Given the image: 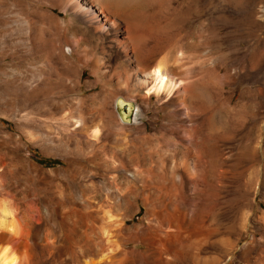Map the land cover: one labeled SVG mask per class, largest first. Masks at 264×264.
<instances>
[{"label":"rangeland","instance_id":"rangeland-1","mask_svg":"<svg viewBox=\"0 0 264 264\" xmlns=\"http://www.w3.org/2000/svg\"><path fill=\"white\" fill-rule=\"evenodd\" d=\"M49 1L20 0L19 14L0 9L12 34L0 41V194L29 225L31 263L90 264L118 239L107 252L133 256L126 264H264V27L251 14L260 0H124L117 12L106 9L140 67L163 62L201 79L204 99L188 111L175 98L130 96L117 71L124 52L110 33L96 36L74 19L66 38L44 36L39 49L33 12L71 17ZM119 98L137 106L139 124L120 121Z\"/></svg>","mask_w":264,"mask_h":264},{"label":"bare ground","instance_id":"bare-ground-1","mask_svg":"<svg viewBox=\"0 0 264 264\" xmlns=\"http://www.w3.org/2000/svg\"><path fill=\"white\" fill-rule=\"evenodd\" d=\"M25 1V0H24ZM39 1V0H38ZM124 0H50L49 1V5L52 7H59L64 13H68L71 15L69 21H63V20H60L59 18L57 19V17H53L50 13L48 12H42V11H36L33 12V15L37 21L36 24H38L37 26H39V37H40V40L39 42H37V45H38V48L41 49V48H46V43L44 40L45 37L44 36H48L50 37V40L51 39H56L57 37L59 36H65L66 38V30L67 28L69 27V24L68 23H71L73 21H75L74 19L78 20L79 23L85 25L86 28H88L89 31H91L94 35L96 36H100L102 35V37H104L105 35L109 36L108 33L111 34L110 38H111V42L114 43V45L118 48V49H121L123 52V59H124V62L126 63L125 67L122 68V70L120 69L119 70V67L117 68V71L120 72V74H122V78L119 79L120 83L124 86L125 90L130 94V96H133V97H137L139 95V93H142V98H144L147 102H150L153 98L156 99L157 101H160L162 99H172V98H175L178 103L181 105V107H183L186 111H188L189 109V105L191 104V101H194V100H197V101H201L203 100L204 96H205V85H202L199 78H196L197 80H199V83L197 81V83H192L189 79H190V76L192 75H187V72H185V70H183V73L185 75V77H181L180 74L181 73H178L176 70V68H173V67H168L165 65V63L163 64V62L161 63H158L156 65H154L153 67L151 68H148V69H145L144 66L143 67H140L139 66V63H138V60H137V53L134 54L133 51L132 53L128 52V46H127V42L124 40V37H120L117 39V33H118V30L120 31L119 29V24L117 23L118 19L116 18V14H108L107 10H109V8L111 9H115V11L117 12V8L121 5V3L123 2ZM128 1V0H127ZM130 1V0H129ZM132 1V0H131ZM22 2V1H21ZM47 2V1H46ZM126 2V1H125ZM124 2V3H125ZM133 2V1H132ZM28 3V2H27ZM124 3L122 5H124ZM47 4V3H46ZM126 4H129L128 2ZM131 6L132 3L130 4ZM20 6V0H0V9L2 11L3 8H5L6 10L9 9V10H13L14 12H19L20 13V10H24V9H20L19 8L17 9V7ZM129 6V7H131ZM49 7V6H48ZM123 7V6H121ZM132 8V7H131ZM253 8V7H252ZM27 9V8H26ZM38 9V8H37ZM107 9V10H106ZM110 9V11H111ZM122 9V8H121ZM4 10V11H6ZM30 10V9H29ZM34 10V9H33ZM119 10V9H118ZM124 10V8H123ZM133 10V9H132ZM136 11V10H135ZM133 11V12H135ZM10 12V11H9ZM62 12V13H63ZM128 12V11H127ZM18 13V14H19ZM29 13V12H28ZM122 13V11H121ZM120 13V14H121ZM141 13V11H140ZM9 14V13H8ZM12 14V13H11ZM15 14V13H14ZM124 14V13H122ZM121 14V15H122ZM129 14V13H128ZM131 14V13H130ZM129 14V15H130ZM137 14V13H135ZM134 14V15H135ZM252 14V17L255 18L256 20H258L259 22H261L263 24V27H264V0H260L258 3H257V6L256 8L253 10V12L251 13ZM67 15V14H66ZM120 15V16H121ZM126 15V13L124 14ZM132 17H133V14H131ZM140 15V14H139ZM138 14L136 16H139ZM30 16V15H29ZM75 16V17H74ZM2 13H0V19L2 18ZM122 17V16H121ZM124 17V16H123ZM122 17V18H123ZM18 18V17H17ZM28 17H26L25 19H27ZM121 18V19H122ZM129 18V16L127 15L126 19ZM25 19H17L18 21L20 20V24L25 28L28 26V22L29 20L27 19L25 21ZM120 19V20H121ZM125 17L123 18L122 21L127 22ZM133 19V18H132ZM3 20V19H2ZM31 20V19H30ZM67 20V19H66ZM129 20V19H128ZM131 20V19H130ZM28 21V22H27ZM136 21V20H135ZM76 22V21H75ZM34 22H32L33 24ZM134 23V19L132 21V24ZM31 23L29 22V25ZM72 24V23H71ZM129 24H131L129 22ZM135 24V23H134ZM133 24V26H134ZM74 25V23H73ZM139 25V24H137ZM31 26V25H30ZM68 26V27H67ZM34 27V26H33ZM36 27V25H35ZM72 27V26H71ZM80 27V26H79ZM83 26V28H85ZM107 27H110L111 30L109 31L107 29ZM121 27V26H120ZM131 27V26H130ZM136 26H134L135 28ZM31 28V27H30ZM129 28V26L127 27ZM141 28V27H140ZM147 28V27H146ZM29 29V28H28ZM72 29V28H71ZM80 29V28H79ZM132 28H130L131 30ZM31 30V29H30ZM30 30H26L24 29V34L28 36V34H30L28 31ZM69 30V28H68ZM87 30V29H86ZM85 30V31H86ZM129 30V31H130ZM142 32H144V27L143 29L141 28ZM140 30V31H141ZM128 31V32H129ZM133 31V30H132ZM136 31V29H135ZM31 32V31H30ZM77 32V31H76ZM126 31V33H128ZM137 32V31H136ZM149 32V31H148ZM69 34V33H68ZM124 34V32H123ZM131 34V33H130ZM137 34V33H136ZM141 35L143 33H140ZM9 35H12V34H9L7 28H4V27H1L0 26V41H3L4 38H6L7 36ZM74 35V34H72ZM91 35V34H90ZM127 37V34H125ZM89 36V35H88ZM122 36V35H121ZM83 37V36H82ZM133 37V35H132ZM138 37V36H137ZM29 38V37H28ZM34 38V37H33ZM44 38V39H43ZM86 38V37H85ZM39 39V38H38ZM87 39V38H86ZM100 39V38H99ZM131 39V38H130ZM128 39V40H130ZM133 39V38H132ZM49 40V41H50ZM58 40V39H57ZM81 40V39H80ZM54 41V40H53ZM134 41V40H133ZM55 43V42H54ZM82 43V42H81ZM85 43V42H84ZM87 43V42H86ZM5 44V43H4ZM76 44H77V41H76ZM130 44V43H129ZM161 44V43H160ZM80 45V43H79ZM132 46V44H130ZM155 45V44H154ZM154 45L150 46L153 47ZM158 45V44H157ZM4 46V45H3ZM2 46V47H3ZM6 46V45H5ZM83 46H85L83 44ZM112 46V44H111ZM49 47V46H48ZM53 47L55 48L56 46L53 45ZM88 47V46H87ZM130 47V46H129ZM133 47V46H132ZM156 47V46H155ZM159 47V46H158ZM163 47V46H162ZM89 48V47H88ZM261 48V47H260ZM2 49V48H1ZM4 49V47H3ZM103 49L105 50V48L103 47ZM132 49V48H131ZM160 49V48H159ZM54 50V49H53ZM52 50V52H53ZM85 50H87V48H85ZM133 50V49H132ZM146 50V49H145ZM152 50V49H151ZM55 51V50H54ZM135 51V50H134ZM48 52V51H47ZM137 52V51H136ZM152 52V51H150ZM148 52V53H150ZM252 52V51H251ZM106 53V52H105ZM255 53V52H254ZM140 54V53H139ZM145 55V54H144ZM148 55V54H147ZM158 55V54H157ZM160 55V54H159ZM103 56V55H102ZM150 56H152L150 54ZM141 57V56H139ZM154 57V56H153ZM156 57V56H155ZM101 58V57H100ZM103 58V57H102ZM156 59V58H155ZM155 59L153 61H155ZM163 59V57H162ZM143 60V59H142ZM141 60V61H142ZM146 60L148 59H145V62ZM166 61V60H165ZM153 63V62H152ZM102 65V62L101 60H97L94 62V66L96 68L99 69V66ZM141 65V64H140ZM169 65V64H168ZM103 66V65H102ZM174 66V65H172ZM121 67V66H120ZM176 67V66H175ZM178 67V66H177ZM180 67V66H179ZM256 67V61L255 59H253V61L251 62V68L254 69ZM188 70V69H187ZM186 70V71H187ZM94 71V70H93ZM97 71V70H96ZM100 71V70H99ZM98 72V71H97ZM116 72V71H115ZM189 73V71H188ZM119 76V75H118ZM187 76V77H186ZM206 77V76H205ZM120 78V77H119ZM189 78V79H188ZM193 78V77H192ZM203 79V77H201ZM213 79V78H212ZM194 80V79H193ZM196 81V80H195ZM208 81V80H206ZM205 81V82H206ZM215 81V80H213ZM51 82V80H50ZM204 82V83H205ZM203 83V82H202ZM214 83V82H213ZM215 84V83H214ZM211 85H212V82H211ZM254 91V90H253ZM257 91V89H256ZM261 93V91H259ZM257 93V92H256ZM259 93V94H260ZM263 92L261 93V95L259 96H262ZM264 97V96H263ZM259 98V97H258ZM256 99H257V95L254 94L252 95V100L253 102L255 103L256 102ZM261 102V101H260ZM195 103V102H194ZM257 103V102H256ZM202 104V103H201ZM200 107V105H199ZM168 111V110H167ZM195 114V113H194ZM198 114V113H196ZM190 114H188L187 116H189ZM139 114H137V118L135 119V122L133 123V125H137L139 124ZM88 121V120H87ZM205 121V120H204ZM76 122H78V124H80V126H84L86 125L85 123V118H83V115L80 116L77 118ZM202 123V122H201ZM204 123V122H203ZM206 124V123H205ZM204 124V125H205ZM201 125V124H200ZM199 125H196L195 127H198ZM93 128V127H92ZM96 128V127H94ZM98 128V126H97ZM200 129V127H199ZM92 130V129H91ZM95 131H92L93 135H94V138L96 137V129H93ZM139 132L141 134H143V131L141 129H138ZM197 130V128H196ZM205 130V128H204ZM200 131V130H199ZM198 131V132H199ZM192 132V131H191ZM202 132V131H201ZM146 135V134H145ZM200 135V134H199ZM90 136V134H89ZM201 137V136H199ZM143 138V137H142ZM146 140V139H144ZM199 140V139H198ZM201 140V139H200ZM203 140V139H202ZM211 140V138H210ZM210 140H208L210 142ZM212 141V140H211ZM201 142V141H200ZM217 141H215L214 143H216ZM212 143V142H211ZM219 143V142H217ZM216 143V144H217ZM198 144V142H197ZM201 144V143H200ZM206 144V143H205ZM210 146V144L208 145ZM219 146V145H217ZM197 147V146H196ZM195 147V148H196ZM202 147V145L200 146ZM204 147H207V146H204ZM220 147V146H219ZM198 148V147H197ZM213 148V147H212ZM210 150V148H209ZM212 150V149H211ZM217 150V149H216ZM248 154V153H247ZM245 155V154H244ZM222 158V157H221ZM220 158V159H221ZM219 159V161H220ZM224 162V161H223ZM222 162V163H223ZM195 167V166H194ZM186 171H189V168L187 166L184 167ZM195 170V169H194ZM185 171V172H186ZM188 174V172H187ZM192 177V176H191ZM195 176L193 175V178ZM196 178V177H195ZM181 183V182H180ZM183 183V182H182ZM172 186V185H171ZM177 189L178 186L175 187L174 185V189ZM4 189V188H3ZM171 189V188H170ZM181 189V188H180ZM5 190V189H4ZM173 191V190H172ZM179 191V190H178ZM173 195V194H172ZM170 195V196H172ZM177 195V194H176ZM1 194H0V264H32L33 263V260L32 258L34 259V257L31 258V255L29 253V248H30V244L28 246V241L30 239V232H29V228H27V226L29 225H22L23 223L25 222H22V224L19 222V220L17 219V213H16V209L14 208V206L11 205V203L9 201H5L4 199L2 200L1 199ZM168 196V194H167ZM178 196V195H177ZM146 198V197H145ZM181 198V197H180ZM173 199V198H172ZM176 200V199H175ZM148 203V202H147ZM185 203V202H184ZM187 203V202H186ZM166 204V203H165ZM131 205V204H130ZM148 205V204H147ZM62 207V206H61ZM155 207V206H154ZM148 208V207H147ZM150 208V207H149ZM152 208V207H151ZM75 210V209H74ZM156 211V210H155ZM159 211V210H158ZM167 211V209H166ZM176 211V210H175ZM164 212V211H163ZM162 212V214H163ZM107 213V212H106ZM105 213V214H106ZM109 213V212H108ZM106 214L108 215L107 216V219H104L106 224L107 225V222L108 224L112 225V223L114 222L113 220V217H111L110 215L111 214ZM158 213V212H157ZM73 214V213H72ZM88 214H90L88 212ZM170 214V213H169ZM91 215V214H90ZM88 215V216H90ZM92 216V215H91ZM113 216V215H112ZM153 216V215H152ZM156 216V214H155ZM198 216V215H196ZM211 216V215H210ZM72 217V215H71ZM105 217V215L103 216ZM199 217V216H198ZM196 218V217H194ZM201 218V217H200ZM24 219V218H23ZM30 219V217L28 218ZM71 219V218H70ZM158 219V218H156ZM155 219V220H156ZM107 220V221H106ZM198 220V219H197ZM203 220V219H202ZM23 221V220H22ZM28 221V220H26ZM27 224H29L28 222H26ZM118 223V221H117ZM116 223V224H117ZM173 223V221H172ZM178 223V222H177ZM205 223V222H204ZM120 224H121V221H120ZM118 223V229H120L119 227H121ZM206 224V223H205ZM212 224V223H210ZM162 225V224H161ZM204 225V224H203ZM73 226V225H72ZM104 225H102L103 227ZM114 226V225H113ZM150 226V225H149ZM31 227V226H30ZM106 227L105 226V229H103V232L100 233V239H101V243L102 244V249L101 251L103 252L104 249H106V247L110 246L108 244H110V239H109V232L108 230H106ZM117 227V226H116ZM169 227V226H168ZM167 227V229H168ZM181 227V226H180ZM204 227V226H203ZM213 227V226H209V229ZM115 229V226L114 227H111V229ZM151 228V227H150ZM179 228V227H178ZM182 228V227H181ZM102 229H99L100 231ZM112 229V230H113ZM126 229V228H125ZM148 229V228H147ZM193 229V228H192ZM201 229H204V228H201ZM207 228V230H209ZM212 229V228H211ZM214 229V228H213ZM31 230V229H30ZM111 230V231H112ZM116 230V229H115ZM121 230H123L121 228ZM132 230V228L130 229ZM171 230V229H170ZM168 230V231H170ZM173 230V229H172ZM182 230V229H180ZM184 230V229H183ZM195 230V229H194ZM216 230V229H215ZM128 231V230H127ZM161 231V230H160ZM167 231V230H166ZM205 231V230H204ZM73 232V231H72ZM95 232V231H93ZM93 232H90L91 234ZM114 232V231H113ZM117 232V230H116ZM132 232V231H131ZM137 232V231H135ZM134 232V233H135ZM171 232V231H170ZM176 232V231H175ZM186 232V230H185ZM203 232V231H202ZM208 232V231H207ZM213 232V231H211ZM89 233V234H90ZM99 233V232H98ZM119 233V232H118ZM133 233V234H134ZM167 233V232H166ZM172 233V232H171ZM187 233V232H186ZM194 233H197L196 231ZM200 233V232H199ZM204 233V232H203ZM87 234V237L88 235ZM90 234V236H92ZM114 234V233H113ZM116 234V233H115ZM120 234V233H119ZM126 234V233H125ZM136 234V233H135ZM139 234V233H138ZM137 234V235H138ZM169 234V232H168ZM182 234V233H181ZM75 235V234H74ZM96 236H98V234H95ZM112 235V234H110ZM118 235V234H117ZM128 235V234H127ZM188 235V234H187ZM204 235V234H203ZM202 235V236H203ZM89 238H92L90 237ZM113 236V235H112ZM122 236V235H121ZM131 236V235H130ZM135 236V235H134ZM160 236V235H159ZM166 236V235H165ZM213 236V234H212ZM86 237V238H87ZM120 237V236H119ZM124 237V236H123ZM129 237V236H128ZM199 237V235H198ZM206 237V236H205ZM204 237V239H205ZM210 237V236H208ZM116 238V237H115ZM139 238V236L137 237ZM153 238V237H152ZM156 238H157V235H156ZM96 239V238H95ZM98 239V238H97ZM120 240L122 238H119ZM129 241H130V238H128ZM169 239V238H168ZM201 239V238H200ZM203 239V240H204ZM87 240V239H86ZM123 240V239H122ZM125 240V239H124ZM151 240V239H150ZM153 240V239H152ZM157 240V239H156ZM155 240V242H156ZM160 240V239H159ZM172 240V239H171ZM178 240V239H177ZM198 240V239H197ZM90 242H92L91 240H88ZM95 240L93 239V242ZM117 241V242H116ZM115 241V244L116 246L118 247V244L117 243H120L119 240L117 239ZM132 241H135V240H132ZM147 241V240H146ZM87 242V241H86ZM85 242V243H86ZM89 242V243H90ZM114 242V240H113ZM112 242V243H113ZM139 242V241H138ZM144 242V241H143ZM205 242V241H204ZM89 243L87 244L89 247ZM97 243V242H96ZM107 243V244H106ZM128 243V242H126ZM140 243V242H139ZM157 243V242H156ZM160 243V242H159ZM187 243V242H186ZM94 244V243H92ZM114 244V243H113ZM113 244H111V248H113ZM114 244V245H115ZM151 244V243H150ZM161 244V243H160ZM159 244V245H160ZM95 245V244H94ZM99 245V243L97 244V246ZM106 245V247H105ZM141 245V244H140ZM163 245V244H162ZM47 246V245H46ZM90 246H91V243H90ZM164 246V245H163ZM162 246V247H163ZM92 247V246H91ZM90 248V247H89ZM96 248V247H95ZM111 248H109V250H111ZM116 248V247H115ZM114 248V249H115ZM158 248V247H157ZM94 249V248H93ZM120 249V248H119ZM122 249V248H121ZM161 249V248H160ZM97 250V249H96ZM95 250V251H96ZM107 250V251H109ZM113 250V249H112ZM117 250V249H115ZM164 250H166V247H164ZM99 251V250H98ZM106 251L107 254H101L99 253L100 256H97L99 257L98 258V261H95L93 262L92 260H94V258L91 260L92 262H90V264H126L129 260H132L133 259V256H132V259L126 257V256H122V258L117 257L115 256L114 254V251H113V255L112 253H108ZM119 252V250H117ZM129 251V250H128ZM127 251V252H128ZM134 251V250H133ZM132 251V252H133ZM135 251H138V250H135ZM168 251V250H167ZM124 252V251H123ZM33 253V252H32ZM97 253V251L95 252ZM97 253V255H98ZM104 253V252H103ZM120 253V252H119ZM126 253V251H125ZM156 253V252H155ZM162 253V252H161ZM161 253H160V256H161ZM34 254V253H33ZM110 254V255H109ZM116 254L118 255V253L116 252ZM128 254V253H127ZM134 254V253H133ZM137 254V253H136ZM144 254V253H143ZM154 254V253H153ZM95 255V254H94ZM126 255V254H125ZM158 255V254H157ZM189 255V253H188ZM96 256V255H95ZM128 256V255H127ZM149 254L146 256L148 257ZM151 256V255H150ZM187 256V254H186ZM126 257L124 259L125 262H123V258ZM142 257V256H141ZM155 257V256H154ZM168 257V255H167ZM171 257V256H170ZM173 257V256H172ZM199 257V256H198ZM37 258V257H36ZM35 258V259H36ZM139 258V257H138ZM149 258V257H148ZM161 258V257H160ZM169 258V257H168ZM144 259V257H143ZM181 259V258H180ZM190 259V258H189ZM197 259V258H196ZM139 260V259H138ZM142 260V259H141ZM152 260V259H151ZM158 260H162L163 259H158ZM179 260V259H178ZM187 260V259H186ZM134 261V259H133ZM32 262V263H31ZM131 262V261H130ZM157 262V261H156ZM160 262V261H159ZM186 262V261H185ZM189 262V261H188ZM199 262V261H197ZM201 262V261H200ZM140 263V262H139ZM37 264V263H36ZM89 264V263H88ZM130 264V263H129ZM135 264V263H134ZM190 264V262L188 263Z\"/></svg>","mask_w":264,"mask_h":264},{"label":"water","instance_id":"water-1","mask_svg":"<svg viewBox=\"0 0 264 264\" xmlns=\"http://www.w3.org/2000/svg\"><path fill=\"white\" fill-rule=\"evenodd\" d=\"M115 110L120 121L124 124H133L137 118V114H139V110L134 103L126 102L121 98L116 100Z\"/></svg>","mask_w":264,"mask_h":264}]
</instances>
